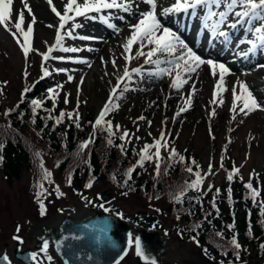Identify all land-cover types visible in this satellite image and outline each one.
<instances>
[{
    "label": "rangeland",
    "instance_id": "rangeland-1",
    "mask_svg": "<svg viewBox=\"0 0 264 264\" xmlns=\"http://www.w3.org/2000/svg\"><path fill=\"white\" fill-rule=\"evenodd\" d=\"M166 2L167 0H161V3ZM27 3L35 16L32 45L37 51L31 52L26 61L20 46L11 34V32H15L13 24L10 23L8 25L11 31L5 30L3 26H0V93H2L0 94V108L3 113L8 109H14L11 112L13 113L18 109L19 106L17 107V105L22 104L27 99H47V89L54 88L58 84L63 85L54 109L52 101L48 99L51 103L49 108L43 107L36 110V114L47 118L48 121L44 122L45 127L39 134L41 137L49 138L53 137L55 133L64 135L68 129H74V149L70 151L63 147L60 151H53L46 144L39 143L35 138L31 139L29 136L26 138L27 116L23 113H20V122L16 125V128L12 127L13 129L9 127L11 113L7 117L4 114L0 117L1 122L7 123V128H3V131H0V140L16 136L18 140L23 142L29 153H33L31 158L32 167L23 170L19 178L8 180L4 176L3 171L0 170V254L5 252L14 264H22L13 256V251L17 244L13 236L19 235L22 238L23 244H20L22 250L26 248L34 249L37 240L44 238L50 241L48 254L52 256L53 264H61V260L54 252L52 240L49 236L54 230L57 219L60 216L71 217L78 212L91 210L93 205L102 200L98 203L103 205V207L99 206L102 210L107 208L110 213L122 214L124 219L131 222H133L132 218L138 212L144 215L148 213L156 215L158 221L162 224L160 229L163 231L164 238L168 244V248L154 259L156 264H237L226 261L223 255L215 253L216 246L212 239L202 245H197L186 238V236L180 235L179 229L184 223L178 222L174 213L165 215L169 205L168 199L162 194L157 196L155 192L160 191L153 188L156 183H163V180L165 183L173 181L170 176L163 174V169L170 163L168 161V152L164 149H161V155L164 159L161 163V175L159 177L155 176V166L152 162H145L144 167H138L137 175H140L142 179H150L152 181V190L149 192L136 193L133 189H130V185L126 186L129 189L123 190L125 186H120L118 180H113L112 178L113 174H120L121 179H126L124 175L125 169L122 171L116 169L117 164L112 167L111 171L106 173L104 179L93 182L91 188H86L85 183L79 188L72 186V184L71 186L68 185L69 174L72 176L75 169L79 168L82 163H87L86 156L91 144L88 146L89 148L87 147L83 151L79 149V145L86 131L90 129L88 120L97 118L108 100L112 87L116 84V77L123 71L125 61L123 48L120 45L125 37L129 35L128 25L136 23V17L126 14L124 20L116 25L120 31L117 33L110 28L111 32L104 39L105 44L102 43L101 45L95 44V41L104 38L102 36L103 32L96 31L95 27L91 25L96 19L77 18L76 22L81 24L82 27L75 30V35L96 37L98 39L66 38L64 41L65 46L80 48L81 51L77 53L55 51L53 55L84 58L88 63L50 59L46 62V67L51 75L40 79L42 75V57L39 53L46 51V44L41 46H39V43L37 44L38 36H42L38 28L39 15L32 1L27 0ZM43 3L48 7L49 12L52 13L47 0H43ZM53 3L58 10H63L64 0H53ZM22 8L23 5L20 0H14L13 21H15ZM143 8L144 6L141 5V10ZM24 11V27L26 29L27 23L31 21L32 17L27 14V9H24ZM91 15L96 16V14ZM166 22L168 23L164 22L165 25L171 24L174 27L170 28L176 31V23L174 21L170 19ZM190 22H193V20ZM198 22L200 21L197 19L193 24L195 25ZM100 29L102 28L99 27ZM125 31H127V35L123 38ZM176 32L183 39L185 31H181L180 34L178 31ZM194 33H197V30H194ZM49 34L52 37L50 41L46 42L48 46L54 42L55 30H49ZM241 35V30L237 29L232 33L231 44H225L221 40L212 42L215 51L220 50L223 56L227 53L224 58L225 62L236 61L237 56L233 52L236 51V42ZM200 36L203 40H208L204 35L200 34ZM21 42L23 41L21 40ZM104 46L109 47V54H105L102 50ZM189 46L193 48V46ZM232 47H234L233 52H228ZM246 47V45H241L242 50L246 49ZM116 48L119 50L118 54L116 53ZM88 49H91V51ZM134 52L135 48L133 49ZM253 57L251 63L257 62L264 65V50H258L253 54ZM101 58H103V61ZM113 59L116 60L117 68H114L111 63ZM204 59H207V57H204ZM135 60L137 61L135 62ZM135 60L129 65L130 68L140 67L144 63L142 57ZM215 61L222 62L221 60ZM238 63L236 62L237 68L232 70L229 68L232 76L247 69L246 65ZM151 67L144 66L145 69ZM54 69H66L68 71L67 73H57ZM25 71H27V77H25ZM68 75L73 77L71 82L67 79ZM152 77L146 74L135 76L134 83L130 86L135 90L125 92L123 98L117 101L119 107L106 116V119L111 120L113 125L121 126L120 131L115 133L119 145L124 144L125 149H131L138 155L144 144L153 143L163 131L166 133L169 147L175 148L178 156L186 155L190 162L192 160L198 162L200 170L204 171L203 188L209 189V185H211L223 191L228 185L226 172L224 168H221V159L223 157V163L227 162L232 168L235 166L239 169V173L236 175L237 179L242 177L241 180L247 182L250 174H252L251 182L256 184L258 189L264 191V132L256 131L252 126L253 118L257 117L264 120V110L257 109L247 116L230 111L232 107L231 80L226 81L228 91L223 93L224 103L222 105L211 103L214 85L210 86V84L215 80L211 76V81L205 87H199V94L196 95L194 93L192 95L191 106L177 116V111L180 107H185V103L180 104V107L174 104L173 109L170 111H163L162 105H157L159 98L151 95L149 90L144 87L147 80ZM81 78H83V82H81ZM164 80L170 85L169 77L165 76ZM192 80L193 78L179 92H174L176 96L180 95L181 101H184L183 98H186L192 92ZM25 88L31 90L25 94L23 102H21V94ZM65 94L68 96L69 102L67 104L64 103ZM253 96L261 106H264V96L259 97L256 93ZM77 102H79L78 108ZM47 109H51V113L46 111ZM197 109L201 112L200 118L199 116L195 117ZM61 110L66 113L74 110L78 111L80 127L77 128L73 120H69L67 117L58 125L55 124L54 119H48L49 115L52 117L58 116ZM213 111H215V115H210ZM234 115L235 118H233ZM140 116L145 119L139 120L138 117ZM31 119L30 121L34 119L33 110ZM149 121H151V125H149ZM2 125L6 126L4 123ZM123 130H127L130 133V142L119 140V135L122 134ZM113 131H115V128ZM97 133L100 132L98 131ZM136 137H140V139L137 140ZM107 138V136L103 138L106 144L105 139ZM61 143L63 146L68 144L64 139ZM106 144L103 143L99 146L102 160L104 156H102L101 152L105 153ZM36 153L40 155L37 156ZM178 156L173 161L174 164H178ZM41 161H43L44 168L52 173L51 183L42 179V170L39 166ZM62 161H66L65 168L59 170V163ZM209 163L212 165L211 174H208ZM83 169V166H81L79 170L83 172ZM40 183L44 185L46 190V195L42 197L47 209L44 216L40 215L35 195L38 190L36 185ZM57 185L59 190L64 193L59 198H57V194L54 191ZM124 193H127V195H124ZM82 197L87 199H82ZM157 197L159 198L157 199ZM87 201H91V203H87ZM18 225L20 226L19 233L16 231ZM178 225L179 229H177ZM204 249H207V254H205ZM44 261L43 264H46ZM253 263H264V249L261 257L252 258L251 261L243 264ZM119 264H138V256L134 246L129 248L127 254L119 261Z\"/></svg>",
    "mask_w": 264,
    "mask_h": 264
},
{
    "label": "snow or ice",
    "instance_id": "snow-or-ice-1",
    "mask_svg": "<svg viewBox=\"0 0 264 264\" xmlns=\"http://www.w3.org/2000/svg\"><path fill=\"white\" fill-rule=\"evenodd\" d=\"M23 8L19 11L16 16L15 21L12 20L13 17V4L14 0H0V26H3L5 30L11 31L8 25L13 24L15 32H11L13 38L16 40L17 44L20 46L21 51L27 61V58L31 52L37 51L32 45V37L35 24V16L32 13L30 5L27 0H20ZM52 13L58 20V24H49V28L55 29L54 42L49 45L46 51L39 53L42 57L41 60V77L44 79L51 75L49 69L46 67V62L50 59L55 60H70L75 63H85L87 60L84 58H73L65 56H54L55 51H61L64 53H77L80 52V48L67 47L64 45L66 38L69 39H98L96 37L88 36H76L75 30L82 27L81 24L77 23L76 20L79 17L85 19H99L102 23L106 24L107 27L112 28L117 33L120 31L117 26L111 23L113 12H123L131 14L136 17V23L129 24V35L125 37L123 43L120 45L123 48V58L125 61V66L120 75L116 77V84L112 87L108 100L105 102L103 108L99 112L96 120L92 122L93 134L86 141H83L79 145V149L83 151L88 147L89 144L93 143L95 132L97 130L107 133V144L112 145V137L116 132L120 131V125H113L111 120H107L106 116L113 110L119 107L117 101L123 98V94L127 91H133L135 89L131 88V84L134 83L135 76H155L157 78H163L165 76L170 78L169 87L177 92L183 88L185 84L189 82L192 74H198V70L202 66H207L210 70L211 76L215 79L214 88L212 91V101L213 104L222 105L224 103L223 93L228 91L226 86L225 77L231 74V70L222 62L214 61L212 59H204L198 55L172 28L168 27L164 23V18L170 17H180L184 16L187 18L198 19L204 30L207 31L210 39L209 43L216 40H221L225 44L232 43V33L237 29L241 30L242 35L237 39L236 42V55L243 58H248L250 54L256 53L258 50H264V0H167L166 3H161V0H64L63 10H58V8L53 3V0H47ZM141 5L144 6L141 10ZM27 9V14L32 17L31 21L27 23L25 29V11ZM92 13L97 14L96 16L91 15ZM123 20L124 17H119ZM19 34V35H17ZM21 40L23 42H21ZM241 45H246V49H241ZM135 52L133 53V49ZM146 49V51H145ZM91 51V49H88ZM143 58L144 65L152 66L149 69H145L144 65L136 68H130L131 62L138 58ZM103 61V58H101ZM114 68H117L116 60L111 61ZM91 67L90 64H88ZM264 67V65H260ZM154 69V70H153ZM57 73H67L66 69H54ZM25 77H27V71H25ZM69 82L73 80L71 75L67 76ZM83 82V78H81ZM6 83V82H5ZM237 87L239 92H237ZM63 85L58 84L54 88L47 89V99L51 100L53 103V109L56 106V101L60 95V89ZM31 89L25 88L21 94V102L25 97V94ZM232 107L230 111L233 113H242L247 116L251 112L260 109L264 110V106H261L256 98L253 96L251 91L248 89L245 82L237 81L232 87ZM195 93V85L193 84L192 92L188 94L185 101V107H180L176 115L179 116L181 112L187 110V107L191 106V97ZM2 94V93H0ZM68 96L65 94L64 103L67 104ZM44 101L40 99H32L31 105L33 106V117L36 115V110L42 108ZM19 105H17L18 107ZM79 107V102H77V108ZM14 109H8L5 111L4 115L7 117ZM51 113V109H47ZM210 115H215L213 111ZM67 117L69 120H73L76 127H80V115L78 111L65 112L60 111L59 115L56 117L48 116V119H54L55 124H60L63 122L64 118ZM235 118V115L233 116ZM139 120L145 119L143 116L138 117ZM175 119V117H173ZM35 123V119L32 121ZM151 125V121L148 122ZM115 128V131L113 129ZM139 130V129H137ZM211 134V132H210ZM137 140L140 137H136ZM119 140L122 142H130V133L127 130H123L122 134L119 135ZM230 142V141H229ZM2 147V146H0ZM122 154H126V149L124 144L118 145ZM154 149V151H153ZM161 149L168 152L169 166L163 169V174L167 175L170 173L171 162H173L178 154L175 148L169 147V141L166 139V133L161 131L160 137L155 139L151 144H144V146L139 150L138 160L136 164L128 168L125 172V181L127 184L132 178V174L136 167H144L145 162L154 163L155 176L159 177L161 175V163L163 157L161 155ZM39 156V153H36ZM178 160L181 163H185L184 156H178ZM3 162V157L0 156V163ZM192 165H195L196 169H199V165L193 160ZM40 168L42 170V179L51 183L52 173L44 168L43 161L40 162ZM221 168H223V157L221 159ZM184 170L194 177V179L186 180L182 185H179L177 191L170 194V198L173 202L182 203L183 198L186 196L189 190L199 192L204 181V175L201 171H194L191 165L185 163ZM212 165L209 163V173L211 174ZM239 173V169L233 166V168L227 172L226 179L231 182L234 177ZM115 180V176L112 177ZM252 174H250L249 181L245 183L244 187L250 190L251 198L254 204L256 203V197L259 196V190L253 188L252 184ZM242 179V177H241ZM68 185L71 186L72 177L71 174L68 176ZM36 200L39 205L40 215H46V206L43 202L42 197L46 195V190L42 183L37 184ZM86 188L92 187V181L90 180L86 185ZM212 186L209 185V190ZM54 191L57 194V198L64 195L59 190L57 185ZM219 189H216V194H219ZM229 199H231V188L228 189ZM127 195V193H124ZM159 197H157L158 199ZM82 199H87L82 197ZM215 197L213 198L212 206L215 208ZM91 203V201H87ZM103 207V205H99ZM261 215L264 216V202L260 203ZM62 211V210H60ZM105 212L109 209L105 208ZM158 211V210H157ZM120 215L123 218L122 214ZM179 219V216L177 217ZM264 223V221H262ZM85 228L88 226L85 225ZM200 225L194 226L193 230L199 228ZM231 230L234 228V223L228 225ZM17 233L20 231V226L16 228ZM105 236H107L106 230H103ZM216 236L222 237L221 232H216ZM79 240L80 236H65L59 241H55L56 248L59 251L64 245V241L69 239ZM19 244H23V240L19 235L13 236ZM193 242L199 245V240L196 236L191 238ZM113 247H115L114 242L109 241ZM135 245V252L138 257L145 260L146 264L150 260L149 257L145 255V252L141 246V241L139 237L134 240L131 233H129L128 245ZM232 249L234 250V255L236 260L240 259L239 250L241 245L239 244L236 235L234 234L229 241ZM50 247V241L48 239L42 238V244L38 252L29 253L26 257L31 264H43V260L49 262L52 261V256L48 254ZM261 249H264V244H262ZM205 254H207V249H204ZM41 254H43V260L41 259ZM125 254H127L125 250ZM227 255L225 251L223 253ZM91 259V257H89ZM123 259V256L120 257ZM0 264H10L7 255L0 257ZM65 264H68L65 261ZM119 264V261L116 262ZM150 264H156L155 260H151Z\"/></svg>",
    "mask_w": 264,
    "mask_h": 264
},
{
    "label": "trees",
    "instance_id": "trees-1",
    "mask_svg": "<svg viewBox=\"0 0 264 264\" xmlns=\"http://www.w3.org/2000/svg\"><path fill=\"white\" fill-rule=\"evenodd\" d=\"M40 100L44 101L42 108H49L51 106L48 99L43 98ZM32 108L31 99H27L20 104L18 109L11 113V123L9 124V127L16 128V125L20 122V113H23L27 116L26 138H28V136L31 139L35 138L39 143L46 144L53 151H60L63 147L70 151L73 150L75 130L68 129L65 131L64 135L55 133L53 137H41L39 132H42L44 129V122L48 121L47 118H44L39 114H36L34 117L35 123L30 121ZM3 114L4 113L0 108V117L3 116ZM95 120V118H90L88 120L90 129L86 131L81 142L88 140L90 136H92V122ZM2 123L6 124V126H3ZM3 128H7V123L4 121L1 122L0 120V131H3ZM98 131L99 130L95 132L94 141L91 143V148L86 156L87 163L85 162L86 164H81L84 168L83 172L79 170L80 166L75 169L73 175L71 176V184L76 188H79L84 183L87 184L90 180L92 183L95 181H101L105 178L106 173L111 171L112 167L116 164V169H119L120 171L125 169V171H127L128 168L136 164V161L139 158L138 155L131 149H126V154H122L120 148L118 147L119 143L116 135L112 137L113 144L107 145L103 141V138L104 136H107V133L103 131H99L100 133H97ZM63 139L68 143L65 146L61 143ZM105 140L107 142V139ZM103 143L106 144L107 149L105 153L101 152L102 156H104V159L102 160L100 158L101 155L99 153V146ZM0 146H2L0 147V156L3 157V162L0 163V170L3 171L6 179L11 180L12 178H19L23 170L32 167L31 158L33 157V153H29L23 142L18 140V137L14 136L2 139L0 140ZM88 146H90V144ZM182 156L185 157V163L191 165L194 171H201L200 168L196 169L195 165H192L190 159L186 155ZM65 162L66 161H62L59 163V170H63L65 168ZM132 162H134V164H132ZM177 163L178 164H174L173 162L171 163L170 173L167 174L173 179V181H171V183H165L163 180V183L158 182L155 186H153V188L160 191L155 192L157 196L162 194L168 199L169 205L165 215L174 213L176 219L179 216L177 221L184 223L180 229L179 225L177 227L180 235L186 236V238L191 241H193L191 238L196 236L199 240V245H202L212 239L216 246L215 253L223 255V258L226 261H230L232 263H248L252 258H256L258 256L261 257L263 249H261L260 246L264 244V223H262V221H264V216L261 215L259 205L261 202H264V191L258 189L257 185L252 183L253 188L258 189L260 193L259 196L256 197V203L254 204L250 195V190L244 187L245 183L248 181H242L241 179H237L235 176L233 181H228V185L223 191L218 188L220 190L218 195L216 194L215 187H212L211 190H209L201 186V190L199 192L189 190L183 198L182 203H176L170 198V194L177 191L178 186L182 185L184 181L194 179L192 175L184 170L185 163H181L179 160ZM197 163L198 162H196V164ZM223 168L226 172V176L227 172L232 169L231 165L227 162L223 163ZM138 169V167L135 168L132 178L127 184L124 183L125 179L120 178V174H113V176H115L116 180H118V184L120 186H125L123 190L129 189L126 186L130 185V189H133L136 193L151 191L152 181L150 179H142L140 175H137ZM201 174L204 175V171H201ZM229 188H231V199H229ZM152 197L156 196L153 195ZM214 197L215 208L212 206ZM99 202H97L94 206L100 208V204H98ZM132 221L138 225L149 228L162 227L161 222L158 221L154 213L144 215L138 212L132 218ZM233 223L234 228L230 230L228 225ZM197 224H199L200 227L193 230L194 226ZM216 232H221L223 236H216ZM234 234L241 245V249L239 250L240 259L238 261L236 260L234 250L229 243ZM225 251L227 252V255L223 254ZM42 257L43 256L41 254V259ZM44 262L46 264H53V260L51 262L45 260ZM138 264H146V262L140 260L138 257Z\"/></svg>",
    "mask_w": 264,
    "mask_h": 264
},
{
    "label": "water",
    "instance_id": "water-1",
    "mask_svg": "<svg viewBox=\"0 0 264 264\" xmlns=\"http://www.w3.org/2000/svg\"><path fill=\"white\" fill-rule=\"evenodd\" d=\"M85 225L88 227L85 228ZM103 230H106L107 236ZM129 233L135 235V238H140L145 255L150 258L148 262L156 259L160 253L168 248L162 230L138 226L119 218L117 215L94 208L86 212H79L71 217H61L49 236L53 243L54 252L61 260V264H65V261L68 264H115L121 256L125 255V250L127 252ZM65 236H80L81 239L73 240L70 238L64 241V245L58 251L54 242ZM109 241L114 242L115 247ZM41 244L42 238H39L34 249L22 250L17 242L13 256L22 264H29L31 262L26 257L29 253L39 250ZM5 254V252L1 253L0 257ZM8 260L10 264H14L9 258Z\"/></svg>",
    "mask_w": 264,
    "mask_h": 264
},
{
    "label": "bare ground",
    "instance_id": "bare-ground-1",
    "mask_svg": "<svg viewBox=\"0 0 264 264\" xmlns=\"http://www.w3.org/2000/svg\"><path fill=\"white\" fill-rule=\"evenodd\" d=\"M31 1L34 4L35 8L37 9V12L39 15V19H38L39 27L38 28L40 30V34L42 35V36H38L37 44L39 43V46H41L42 44L43 45L46 44V47H45V50H46V48L48 46L46 42L50 41V39L52 37L49 34V30H51V31L55 30L54 28H49L47 25H49V24L56 25L58 23V20L54 16L53 13L49 12L48 7L43 3V0H31ZM92 14H95V13H92ZM126 14L127 13H123V12H119V13L113 12L112 13V19L110 22L115 24V25H118L119 23H121L124 20V19L123 20L119 19V17H125ZM170 19H171V21H174V22L178 21L177 22L178 25H179L180 21H183L184 23H189V21L193 20L192 24L197 21V19L180 16V17L164 18V22L168 23L166 21H168ZM91 25L93 27H95L96 31H98V32L102 31L103 32L102 36L104 38H102L98 41H95V44H97V45H101L102 43L105 44L104 39L106 38V35L111 32L110 28H108L106 26V24L102 23L98 19L94 20ZM168 25H171V24H168ZM99 27H101L102 29L99 30ZM181 28H185V27H181ZM198 29H199V35L200 34L204 35L205 38H208L207 41L201 40V42H203V43H200L199 45L194 44V42L196 40V36H194L192 39V36L189 33L184 34L183 40H185V42L188 45L193 46L192 49L198 55H200L202 58L207 57V59H212L214 61L215 60H221L222 63H224L228 68H231V70L237 68L236 62L237 63L239 62L241 65H246L247 69L244 70L243 72L238 73L235 76H232V74L226 76L225 82L228 80L229 81L231 80L232 81V87L234 84H236V82L238 80L245 82L248 89L251 91L252 94L256 93L259 97L264 96V67H260L261 64H259L257 62L251 63V61L254 58L253 54H250V56L248 58L239 57L236 55V51L233 52L234 47H232V49L229 50L228 52L235 53V55L237 56V59L235 62H233V61L225 62L224 58L226 57L227 53H225V56H223L220 53V50L215 51V47L212 46V43H209L210 37H209L207 31L204 30L203 27L199 23H198ZM177 30H178V33L180 34L181 30L179 29L178 26H177ZM126 35H127V31H125V33L123 34V38ZM102 50L105 52V54H109V47L108 46H104L102 48ZM116 53L117 54L119 53L118 48H116ZM136 61L137 60H135V62ZM249 63H251V64H249ZM143 65H144V63H143ZM144 66H150V65H144ZM191 78H193L192 82L195 85V94L197 95V94H199L198 93L199 87H205L206 84H208L211 81L210 70L206 65L202 66L201 69L198 70V74H192ZM214 82H215V80H214ZM214 82H212L210 84V86L212 84L214 85ZM144 87L146 88V90H149L151 95L157 96L159 98V103H157V105H159V106L162 105V109L165 112H168L171 109H173L174 104H175V106L180 107V104L182 105L185 103L184 101H181L180 95L176 96V94L174 92H177V91H175L169 87L168 83L165 82L164 77L163 78H157V77L153 76L151 79L147 80ZM232 87H231V90H232ZM165 90H166V92H165ZM237 92H239L238 87H237ZM231 106H232V103H231ZM200 113L201 112H199V109H197V113L195 114V117L199 116V118H200ZM252 126L256 131H263L264 132V120L255 117L252 119ZM60 218H61V216L57 219V221H59Z\"/></svg>",
    "mask_w": 264,
    "mask_h": 264
}]
</instances>
